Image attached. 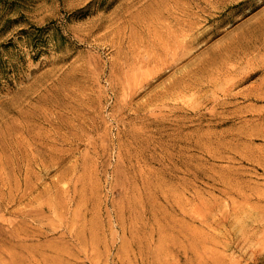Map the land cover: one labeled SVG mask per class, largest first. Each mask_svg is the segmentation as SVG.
<instances>
[{
    "label": "rangeland",
    "instance_id": "1",
    "mask_svg": "<svg viewBox=\"0 0 264 264\" xmlns=\"http://www.w3.org/2000/svg\"><path fill=\"white\" fill-rule=\"evenodd\" d=\"M0 264H264V0H0Z\"/></svg>",
    "mask_w": 264,
    "mask_h": 264
}]
</instances>
